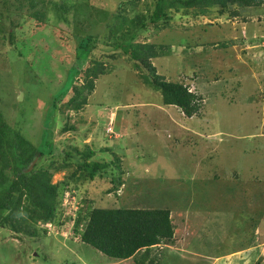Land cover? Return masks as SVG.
I'll list each match as a JSON object with an SVG mask.
<instances>
[{
  "label": "rangeland",
  "instance_id": "374dc122",
  "mask_svg": "<svg viewBox=\"0 0 264 264\" xmlns=\"http://www.w3.org/2000/svg\"><path fill=\"white\" fill-rule=\"evenodd\" d=\"M55 1L6 0L10 9L0 10L7 26L25 19L30 10L43 12L51 24L56 22L44 65L36 63L33 69L31 54L17 60L9 52L11 45L0 49V120L34 146L43 131L51 129L49 137L59 151L89 146L95 151L89 160L107 162L119 172L123 184L115 195L106 193L108 177L86 178L76 188L65 189L63 194L71 196V219L85 213V202L89 207L168 208L175 239L153 248L151 255L159 259L155 264H264V3L234 6L238 16L227 11L219 16L216 7L197 18L196 33L189 35L204 43L191 48L196 54L181 52L184 48L177 42L189 37L177 34L168 54L150 59L156 75L182 82L201 98L198 112L186 117L178 107L162 104L160 93L144 78L141 60L131 59L130 50L111 48L80 57V67L90 69L89 75L95 63L91 59L104 65L85 103L79 109L68 108L73 89L62 96L58 93L78 57V39L73 35L78 20L73 11L67 22L57 19ZM119 1L71 0L91 20L98 18L97 11H114ZM154 1L133 3L147 16ZM184 12L185 8L172 11L166 27L137 40L159 46L161 37L179 31L169 30L183 23ZM90 21H82L81 32L99 33L102 28ZM101 22L97 20L98 26ZM33 26L18 29L25 33L36 30ZM43 30L41 34L48 31ZM75 78L74 84L84 81ZM55 99L64 112L58 115L61 111L56 110L52 116L50 104ZM65 122L75 130L62 131ZM43 158L45 164L60 161L59 156ZM75 167L72 161L68 169L53 171L51 183L62 181ZM78 207L81 212L76 215ZM61 222L36 225L39 238L0 227V264H133L132 259H106L80 242L82 229L76 234L73 219H66L64 211Z\"/></svg>",
  "mask_w": 264,
  "mask_h": 264
},
{
  "label": "trees",
  "instance_id": "16d2710c",
  "mask_svg": "<svg viewBox=\"0 0 264 264\" xmlns=\"http://www.w3.org/2000/svg\"><path fill=\"white\" fill-rule=\"evenodd\" d=\"M5 1L0 0V3H3L0 10L10 9ZM133 1L120 0L114 11L103 10L100 13L97 11L98 18L96 20H91V15L85 14L84 11L78 8L77 3L71 2V0L54 2L53 9L57 11L54 13L57 19L67 22L68 14L73 11V13H76L74 19L78 20L73 31V35L77 36L78 39L76 47L78 57H76V63L70 69L69 74L71 76L66 79L58 93L62 96V93L68 91L70 87L73 89L74 95L66 102L68 108L79 109L82 103H85L87 94L91 93L96 86L98 70H102L104 65V62L100 59L98 63L96 59H91L90 63L93 64V61L95 63L93 64V75H89L90 69L80 67L83 63L81 58H89L96 51H108L111 48L113 50H130L131 59L134 61L141 60L140 64L142 65H140V68L143 71L144 78L153 91L160 93L163 105L178 107L186 117L195 115L200 108L201 98L191 92L182 82L172 79L166 80L164 77L156 75L150 59L168 54L172 43L174 44L178 40L176 39L177 34L189 37L182 40L181 43L177 42L178 45L184 48V50H181L182 53L186 52L190 55L191 48L204 46L203 42L190 38L189 35L196 33L193 27L197 26L195 25V22L198 21L197 18L209 15L212 11H215L216 7V13L219 16L226 11L231 16H238L239 10L237 7L233 8L234 6L248 8L258 7L264 3V0H155L153 7L146 16L140 12L138 5H135ZM30 7L32 8V4H30ZM127 7L131 8L130 20L127 19ZM181 8H185L183 23L169 30L172 31L177 28L179 31H172L161 37L159 46L137 40L144 33L157 31L162 28L161 26L166 27L167 22L173 18L174 13L171 14V12L178 11ZM188 8L193 9V11L190 12V10H187ZM30 11L31 13L25 19L20 20V22L15 19L8 26L5 23L3 14H0V49L11 45L13 51L9 52L14 53L12 54L13 58L25 60L26 56L31 54V59L30 57L28 59L30 60L29 66L34 65V63L44 65L47 56H50L47 54L49 46L54 43L48 45L47 41L50 42L51 31L55 28L56 22L49 23V17L43 12ZM81 17L82 19H80ZM87 19L91 20V25H96L102 30L98 31L99 33L81 32L80 27L84 25L82 21H87ZM97 20L102 21V25L98 26ZM159 22H161L160 25ZM31 24L34 25L33 27L36 30L23 33V29L21 31L18 29L21 26H28L27 28H29ZM41 28L45 29L43 30L44 33L46 29L48 31L41 34ZM203 29L201 28V30ZM205 31L209 32V29ZM82 33H84L83 36ZM198 35L202 36L200 33ZM40 37L43 38L44 42L39 39ZM219 45L224 46V43L219 42ZM188 49H190V52L187 51ZM39 53H41V57ZM194 54L196 52L191 53V55ZM7 57H10V54H7ZM37 65H34L33 69L37 68ZM75 77H81L84 81L81 84H74ZM57 101L55 99L50 104L52 116H55L54 112L56 110L57 112L62 110L57 105ZM63 112L64 110L59 112L58 115ZM53 122L51 120V127ZM44 125L48 126L46 123ZM60 129L62 131H74L75 126L65 122ZM48 131V133L43 131L40 140L34 146L19 135L15 129L7 127L0 120V227L11 229L16 233L25 232L30 237L39 238L41 236L38 234L36 225L51 223L54 226H60L62 225L61 218L64 211L66 219H73V231L77 234L78 228L82 229L81 234L78 235L80 242L90 246L106 259L118 261L132 259L133 264L158 263V257L151 255L153 248L173 242L175 239V227L171 221L170 209L132 208L127 205H120L115 208L93 205L89 207L85 202L86 204L83 203V211L86 214L78 216L77 214L81 212L78 207L75 211L77 216L71 219L73 209H71L70 194L68 195V202L63 203L65 198L63 193L69 186L70 189L72 187L76 188L86 178L93 180L108 177L110 187L106 190V193L113 192L115 195L116 190L123 182L120 181L119 172H113L107 162L89 160L95 153L89 146H85L81 150H78L75 146H68L67 149L59 151L49 137L51 129ZM55 156L60 157L59 163L53 160L48 164L41 162L44 160L43 157L53 159ZM114 157L118 160L115 155ZM36 159L38 160L35 163L34 160ZM72 161L76 163V167L65 175L62 181L51 183L52 172L68 169ZM110 161L116 168H119L112 160ZM31 162H33L32 166L28 170ZM5 171H8V174Z\"/></svg>",
  "mask_w": 264,
  "mask_h": 264
},
{
  "label": "water",
  "instance_id": "95a60500",
  "mask_svg": "<svg viewBox=\"0 0 264 264\" xmlns=\"http://www.w3.org/2000/svg\"><path fill=\"white\" fill-rule=\"evenodd\" d=\"M34 161H35V160H34ZM32 163H33V162H31V163H30V165L28 166V170L31 168V166H32Z\"/></svg>",
  "mask_w": 264,
  "mask_h": 264
},
{
  "label": "clouds",
  "instance_id": "9594fccd",
  "mask_svg": "<svg viewBox=\"0 0 264 264\" xmlns=\"http://www.w3.org/2000/svg\"><path fill=\"white\" fill-rule=\"evenodd\" d=\"M64 196H65V195H64ZM65 198L67 199V198H68V196H65ZM65 198H64V199H65Z\"/></svg>",
  "mask_w": 264,
  "mask_h": 264
}]
</instances>
